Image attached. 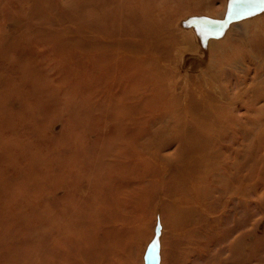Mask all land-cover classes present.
<instances>
[{
    "label": "rangeland",
    "instance_id": "obj_1",
    "mask_svg": "<svg viewBox=\"0 0 264 264\" xmlns=\"http://www.w3.org/2000/svg\"><path fill=\"white\" fill-rule=\"evenodd\" d=\"M224 3L0 0V264H264V18Z\"/></svg>",
    "mask_w": 264,
    "mask_h": 264
},
{
    "label": "bare ground",
    "instance_id": "obj_2",
    "mask_svg": "<svg viewBox=\"0 0 264 264\" xmlns=\"http://www.w3.org/2000/svg\"><path fill=\"white\" fill-rule=\"evenodd\" d=\"M232 1H234V0H232ZM236 2L238 1V0H235ZM249 1V0H248ZM259 0H251V1H249V2H247L246 4L244 3L245 2V0L244 1H240L238 4H236L235 6L233 5L232 7H234L233 9H231V11H228L227 10V6H229V4H228V2H231V1H229V0H225V3L223 4L224 6H223V10L221 11V12H217V16H220V17H223L224 16V14H225V12L228 14V16H227V18H228V20H233V19H235V18H239L240 17V13H241V16H244V17H246V16H248V17H246V20L245 21H242V22H239V23H234V24H231V25H229L228 26V29H227V31H226V34H225V37H224V39L223 40H225V39H227L228 37H232V38H239V36L240 35H242V34H244L246 31H247V29H248V27L250 26V25H252V24H258L259 23V21L262 19V18H264V13H262L261 15H258V16H254L253 15V13L252 12H257L258 10H260V7H259V3L260 2H258ZM200 4V6L202 5V3H199ZM198 4V5H199ZM261 4H262V2H261ZM195 7V6H194ZM199 7V6H198ZM263 9V8H262ZM194 11V10H193ZM195 11H197V10H195ZM190 12H191V10H190ZM187 15V14H186ZM212 15V14H211ZM254 16V17H253ZM260 16H263V17H260ZM249 17H252V18H250L249 19ZM197 21V20H196ZM257 22V23H256ZM189 24V23H188ZM198 25H205V24H203V23H201V24H197V26ZM227 26V25H226ZM184 30V29H183ZM186 30L187 31H183V34L181 35L182 36V39H183V41L186 43V45L187 46H185V47H187L188 49H190V50H194V49H196V51H198V48L199 49H203L202 47H201V41H200V39L197 37V35H196V32H195V30H194V28L193 27H189V28H186ZM220 30H218V32H219ZM181 32V31H180ZM179 32V33H180ZM221 32V31H220ZM160 33V32H159ZM197 40H198V43H197ZM222 40V41H223ZM219 42H221V41H215V42H209V43H211V48H214V49H216V48H219ZM204 50V49H203ZM202 50V51H203ZM204 52V51H203ZM200 53V52H199ZM204 59V57L201 55V63H203V62H205V60H203ZM209 61H211V59L209 60ZM211 64V63H210ZM201 65V64H200ZM202 67L204 66V65H201ZM208 66V65H207ZM205 68V67H204ZM204 68H202L203 70H204ZM212 68V67H211ZM216 68V67H215ZM206 69V68H205ZM215 72V71H214ZM197 73V72H196ZM202 74H204L206 77H208V78H211V71L210 72H207V71H202ZM198 75V74H197ZM205 78V77H204ZM198 79V78H197ZM205 80V79H204ZM208 80V79H207ZM201 88V87H200ZM199 88V89H200ZM210 89V88H209ZM216 89V88H215ZM216 90H218V89H216ZM248 91H250V88H249V90ZM252 91V90H251ZM220 92V91H219ZM196 93V92H195ZM199 94H201L202 96H205V97H207V98H209L210 100H217V98H216V94L212 91V90H208L207 88L206 89H204L203 87L200 89V93ZM221 94V93H220ZM195 95V94H194ZM193 97V96H192ZM220 99L223 97L222 95H220V96H218ZM224 98V97H223ZM201 100V99H200ZM221 100H223V99H221ZM198 101V100H197ZM199 102V101H198ZM189 103H191V102H189ZM203 104V103H202ZM193 106V105H192ZM205 107V106H204ZM202 108V107H201ZM213 108H214V111H220V109L222 108V105L221 104H214L213 105ZM202 109H204V108H202ZM205 112H207V111H205ZM223 112H224V110H223ZM222 112V113H223ZM227 114V113H226ZM205 115H206V113H205ZM210 116V115H209ZM225 116V115H224ZM211 117V116H210ZM218 117V116H217ZM222 117H223V115H222ZM221 117V118H222ZM229 117V116H228ZM227 117V118H228ZM214 118V117H213ZM220 118V119H221ZM215 119V118H214ZM230 119V118H229ZM229 119H227V120H229ZM231 121V120H230ZM216 122V121H215ZM220 123V122H219ZM233 123V122H232ZM222 125V124H221ZM222 131V130H221ZM218 132V131H217ZM221 133V132H220ZM227 137V136H226ZM224 138H225V136H224ZM173 143V142H172ZM171 143V144H172ZM170 144V143H169ZM163 146H165V145H163ZM169 147V146H168ZM165 148V147H164ZM210 156H213V154H211L210 153ZM213 164V163H212ZM194 180H198V178L196 177V176H191L190 177V179H189V182L191 183V184H193V181ZM203 188H201V192H202V194L200 195V197H201V199H202V205H205L206 203H207V191L206 190H202ZM198 191V190H197ZM199 194V193H198ZM182 195V194H181ZM186 199V198H185ZM187 199H192L191 197H187ZM198 200V199H197ZM198 202H199V204H201V202L198 200ZM155 226H156V222H155ZM159 237H157V239H158ZM159 240H160V242H162V232H161V235H160V238H159ZM160 244H162V243H160ZM155 245L156 246H154V247H152V249L150 250V252H148L149 253V257L147 258V260H146V262H145V264H167V262H168V259H167V256H165V251L163 250V248L161 249V258H159V261H158V255H157V260L154 258V253H155V251H157L158 250V248H157V246H158V241L156 240L155 241ZM155 247H156V249H155ZM159 247V246H158ZM158 252V251H157ZM148 255V254H147Z\"/></svg>",
    "mask_w": 264,
    "mask_h": 264
}]
</instances>
